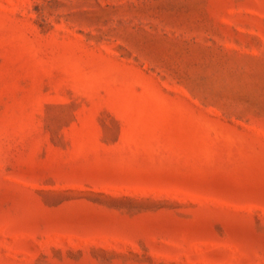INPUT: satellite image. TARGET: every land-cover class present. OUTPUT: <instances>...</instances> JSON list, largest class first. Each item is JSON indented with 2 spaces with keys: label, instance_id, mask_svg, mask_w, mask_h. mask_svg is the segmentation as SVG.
Returning <instances> with one entry per match:
<instances>
[{
  "label": "rangeland",
  "instance_id": "374dc122",
  "mask_svg": "<svg viewBox=\"0 0 264 264\" xmlns=\"http://www.w3.org/2000/svg\"><path fill=\"white\" fill-rule=\"evenodd\" d=\"M0 264H264V0H0Z\"/></svg>",
  "mask_w": 264,
  "mask_h": 264
}]
</instances>
